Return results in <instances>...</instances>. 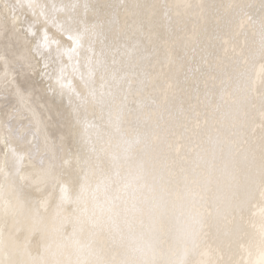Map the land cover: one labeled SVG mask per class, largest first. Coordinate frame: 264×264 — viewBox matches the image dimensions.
<instances>
[{"label":"snow or ice","instance_id":"snow-or-ice-1","mask_svg":"<svg viewBox=\"0 0 264 264\" xmlns=\"http://www.w3.org/2000/svg\"><path fill=\"white\" fill-rule=\"evenodd\" d=\"M257 201L264 0H0V264H264Z\"/></svg>","mask_w":264,"mask_h":264},{"label":"bare ground","instance_id":"bare-ground-1","mask_svg":"<svg viewBox=\"0 0 264 264\" xmlns=\"http://www.w3.org/2000/svg\"><path fill=\"white\" fill-rule=\"evenodd\" d=\"M43 2V0H42ZM79 2L83 3L85 0H79ZM91 2H96V0H91ZM121 2H127V3H136V2H143V0H121ZM153 2L157 3H164L165 0H153ZM167 3H194V4H200V3H208V4H218V3H223L226 2V0H166ZM235 2V0H234ZM246 2H251V3H258V0H246ZM258 70V69H257ZM256 108L259 107L258 101L255 105ZM257 117V126L256 130L258 131V113H255ZM262 213H264V207H262L257 201L256 203H253L251 206V219L252 221L256 224L257 228L260 226V222L262 220ZM223 240L224 237H221Z\"/></svg>","mask_w":264,"mask_h":264}]
</instances>
